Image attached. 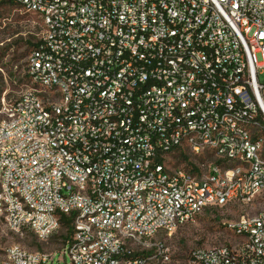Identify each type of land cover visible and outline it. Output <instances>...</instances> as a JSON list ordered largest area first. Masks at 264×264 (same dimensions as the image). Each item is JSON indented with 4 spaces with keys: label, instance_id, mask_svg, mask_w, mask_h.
<instances>
[{
    "label": "built area",
    "instance_id": "obj_1",
    "mask_svg": "<svg viewBox=\"0 0 264 264\" xmlns=\"http://www.w3.org/2000/svg\"><path fill=\"white\" fill-rule=\"evenodd\" d=\"M12 1L42 31L32 86L0 110L11 230L46 240L65 215L59 264H166L158 233L264 200V0ZM185 147L214 160L169 167ZM226 227L238 240L197 248L189 264H264V207ZM54 255L15 244L0 264Z\"/></svg>",
    "mask_w": 264,
    "mask_h": 264
},
{
    "label": "rangeland",
    "instance_id": "obj_2",
    "mask_svg": "<svg viewBox=\"0 0 264 264\" xmlns=\"http://www.w3.org/2000/svg\"><path fill=\"white\" fill-rule=\"evenodd\" d=\"M41 31L42 22L38 15L11 0H0V110L2 102L13 101L32 86L25 73L26 63L40 39ZM260 79L264 82V74ZM213 160L209 151L197 156L185 147L170 153L167 165L196 170L197 165ZM263 207L264 200L259 196L248 203L230 202L224 206L206 208L191 220L178 225L170 236L158 233L156 238L164 240L168 248L169 260L166 264H189L191 253L197 248L234 244L238 238L226 227L227 223L241 215L258 212ZM67 234V227L60 225L46 240H38L29 231L11 230L0 219V257L8 247L16 244L27 251L44 252L51 256L55 254L52 264H59L58 254ZM65 263L69 264L66 258L61 264Z\"/></svg>",
    "mask_w": 264,
    "mask_h": 264
},
{
    "label": "trees",
    "instance_id": "obj_3",
    "mask_svg": "<svg viewBox=\"0 0 264 264\" xmlns=\"http://www.w3.org/2000/svg\"><path fill=\"white\" fill-rule=\"evenodd\" d=\"M12 1V0H11ZM13 2V1H12ZM13 3H15V2H13ZM37 44V43H36ZM36 44H35V46H36ZM34 46V47H35ZM34 49V48H33ZM60 225H62V226H65V227H67V229H68V233H69V231H70V217L69 216H65V215H62L61 216V218H60ZM68 235V234H67ZM67 235H66V237H67ZM66 239V238H65Z\"/></svg>",
    "mask_w": 264,
    "mask_h": 264
}]
</instances>
